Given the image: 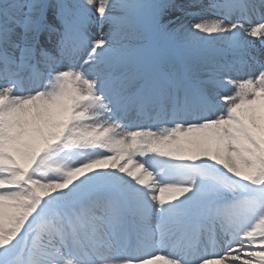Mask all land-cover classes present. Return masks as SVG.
<instances>
[{"label": "snow or ice", "instance_id": "snow-or-ice-1", "mask_svg": "<svg viewBox=\"0 0 264 264\" xmlns=\"http://www.w3.org/2000/svg\"><path fill=\"white\" fill-rule=\"evenodd\" d=\"M0 264H264V0H0Z\"/></svg>", "mask_w": 264, "mask_h": 264}]
</instances>
